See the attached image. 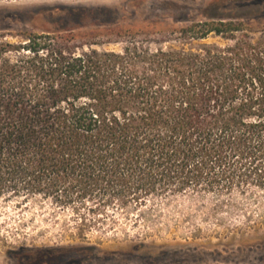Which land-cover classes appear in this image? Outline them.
Listing matches in <instances>:
<instances>
[{"label":"trees","instance_id":"obj_1","mask_svg":"<svg viewBox=\"0 0 264 264\" xmlns=\"http://www.w3.org/2000/svg\"><path fill=\"white\" fill-rule=\"evenodd\" d=\"M80 4L0 10V20L41 29L17 43L0 34V199L40 197L113 226L117 213L156 212V200L264 196V29L255 35L245 18L217 16L167 30L177 45L121 29V48L111 50L116 41L75 33L118 9ZM210 36L224 44L193 46ZM44 258L98 257L90 248Z\"/></svg>","mask_w":264,"mask_h":264},{"label":"rangeland","instance_id":"obj_2","mask_svg":"<svg viewBox=\"0 0 264 264\" xmlns=\"http://www.w3.org/2000/svg\"><path fill=\"white\" fill-rule=\"evenodd\" d=\"M24 1L4 0L0 8L23 10L38 4L68 6L80 2L87 7L118 9L112 19H86L85 28L75 33L81 42L116 41L105 45L111 50L121 48L122 40L116 37L121 29L164 45L178 44L167 30L217 16L245 18L255 35L264 29V0L248 7L209 5L212 0H43L21 5ZM107 20L116 26L91 27ZM39 26L2 18L0 34L17 43L22 35L40 33ZM204 43L224 44L210 36L193 42V46ZM153 205L156 212L146 217L117 213L112 217L114 225L109 226L105 223L110 218H104L103 225H93L89 217L78 218L71 209L58 208L40 197L0 199V264H46V252L67 254L90 248L98 257L91 264H264V196L217 201L183 195L156 200Z\"/></svg>","mask_w":264,"mask_h":264},{"label":"bare ground","instance_id":"obj_3","mask_svg":"<svg viewBox=\"0 0 264 264\" xmlns=\"http://www.w3.org/2000/svg\"><path fill=\"white\" fill-rule=\"evenodd\" d=\"M24 1V0H23ZM40 1H43V0H25L24 2H20L21 3V5H22V3H27L26 5H28V3H36V2H40ZM48 1V0H47ZM50 2L52 1V0H49ZM56 1V0H55ZM54 0H53V2L52 3H54L55 2ZM60 1V0H59ZM63 1H65V0H63ZM69 1V0H68ZM71 1V0H70ZM69 1V2H70ZM77 0H75V2H76ZM80 1V0H79ZM45 2V1H44ZM57 2V1H56ZM55 2V3H56ZM74 2V3H75ZM84 2H86V1H83V3ZM61 3H64V2H61ZM77 3V2H76ZM80 3V2H79ZM6 4V3H5ZM12 4V3H11ZM48 4V3H47ZM73 4V3H72ZM82 4V3H81ZM17 5H19L18 3H17ZM34 5V4H33ZM39 5V4H38ZM20 6V5H19ZM18 6V7H19ZM32 6V5H31ZM17 7V6H16ZM26 7V6H25Z\"/></svg>","mask_w":264,"mask_h":264},{"label":"water","instance_id":"obj_4","mask_svg":"<svg viewBox=\"0 0 264 264\" xmlns=\"http://www.w3.org/2000/svg\"><path fill=\"white\" fill-rule=\"evenodd\" d=\"M0 2H1V1H0ZM44 6H47V5H44V4H43V5H40V6L38 5V6H36V7H44ZM5 9H7V8H0V10H5Z\"/></svg>","mask_w":264,"mask_h":264}]
</instances>
